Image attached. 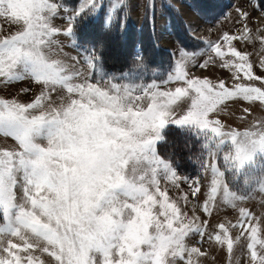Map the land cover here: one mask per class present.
Listing matches in <instances>:
<instances>
[{"label": "snow or ice", "instance_id": "obj_1", "mask_svg": "<svg viewBox=\"0 0 264 264\" xmlns=\"http://www.w3.org/2000/svg\"><path fill=\"white\" fill-rule=\"evenodd\" d=\"M250 7L264 8V0ZM128 8L127 0H0V21L10 26L0 25V82L36 88L27 100L0 95V135L11 138L0 146V264H202L206 253L197 245L205 236L226 244L230 258L245 241L247 264H264V212L244 206L257 193L264 200V115L235 127L222 118L229 104L248 102L245 114L264 105V74L233 44L259 41L264 69V12L253 28L252 13L237 8L235 33L195 37L203 47L178 46L171 71L146 79L139 47L133 70L100 67L106 37ZM97 22L102 35L83 34ZM217 58L230 76L189 72ZM169 124L199 138L197 176H180L158 152ZM182 180L195 197L191 214L188 192L169 194ZM201 198L209 216L219 204L237 209L239 219H202ZM232 227L240 229L235 236Z\"/></svg>", "mask_w": 264, "mask_h": 264}, {"label": "rangeland", "instance_id": "obj_2", "mask_svg": "<svg viewBox=\"0 0 264 264\" xmlns=\"http://www.w3.org/2000/svg\"><path fill=\"white\" fill-rule=\"evenodd\" d=\"M164 1H166L168 4H170L174 12L169 13V15L166 13L164 7ZM74 3L75 0H72ZM129 8L127 10L126 16H121L120 23L121 27L119 29H114L111 33L107 35V47H110L112 51V56L117 58L119 53V50L121 49L120 46L116 49V45H114L115 39L118 37V35H124L126 37V42H123L125 46L128 47V49L131 51L133 47V53L136 56L137 55V47H139L145 56V58L148 59L149 65L151 62V55L146 52V48L149 47L148 43L144 40L141 41V39H145L149 36V31H144L142 29L144 25L147 23V25H152L151 21L153 19V9L152 4L154 3L155 9H154V19L156 24V36L158 43L165 47L164 51L166 53L165 59H168L171 61L168 66L166 72H164V69L162 70V65H160L158 68H153L151 70V73H147L146 79H151L152 73L156 72L158 75L156 78H159V74H165L168 71H171L172 65L174 64L175 60L179 57L180 53L178 51L179 47H184L187 51L192 52L196 51L197 48L203 47L204 45L195 39V37H202V38H208L212 40H216L218 36L222 35L224 31H230L235 33L237 31V28L239 27L238 24L235 23V21L238 19L235 10L239 7H244L249 12L252 13V19L250 21V26L255 28L258 24V21L260 20L261 13L264 12V8H252L250 5H253L256 3V0H225V4L222 6H218V8L211 6L208 9L216 10L214 12H207L203 10L204 6H208V2L202 0L198 6V8L201 9L198 10L197 7L193 4V0H183V6H181V0H127ZM191 6V7H189ZM220 9V10H219ZM172 10V11H173ZM219 10V11H218ZM203 11V12H202ZM172 18V21H171ZM182 20L183 25L180 26V29L178 28V22ZM66 23V22H64ZM0 25H3V28L7 30L10 26L5 24L3 21H0ZM124 25L126 27H124ZM181 33H185V37L188 36L197 42L193 45H188V47L184 46L183 42H186V38L181 36H178ZM194 33V35H193ZM102 35V34H100ZM61 39H65L64 37H61ZM182 41V43H181ZM233 44L238 47L241 51H248L251 56L250 58L254 61V71L258 75L264 74V69L259 68L258 63V54L260 53V45L259 41L255 42H248L243 40H235L233 41ZM65 51L68 52L71 56H80V65L83 66L86 71H90V69L87 68L86 62L83 60V53L80 52L79 49H75L71 46L70 43H65L64 45ZM69 57V58H70ZM201 63H203L204 57H198ZM164 60V58H162ZM102 68V66L100 65ZM103 69V68H102ZM104 70V69H103ZM132 69L128 68L127 71H131ZM126 72V71H125ZM189 72L191 74L196 75H207L210 79L215 80L217 77L220 78H226L231 75L230 71L228 69H224L220 66L219 59L217 58L216 63H209V65L204 68L201 67V64H197L195 67H190ZM95 82V81H93ZM172 87H175V84L172 85ZM21 88L28 89L27 92H21ZM36 91V88L34 86L33 82H30L28 80L24 81H17L13 82L11 84H4L0 82V95H19L22 99L27 100L28 98L32 97L33 92ZM249 107L248 102H241L239 104H229V113H225L222 118L226 121L227 124L235 127L238 125H244L247 123H250L253 116H260L264 115V105H259L257 102L256 105L252 106V110L250 113L245 114L243 112V108ZM244 117V119H241V117ZM181 130L174 134V139L182 140L183 138H189L191 140H195L199 142V138H196L192 136L190 133H188L185 129L180 128L177 125L169 124L165 127L163 130V139L166 137V133L169 130ZM157 142V150L159 152V143L162 141ZM11 143V138H4L2 135H0V146H6ZM160 153V152H159ZM161 156H163L160 153ZM164 157V156H163ZM169 159V158H168ZM175 163V161L173 160ZM175 165L178 168V174L180 176H189V177H195L190 176L189 174L183 172L181 168L175 163ZM164 182L162 181V185ZM183 192L189 193V205L188 210L189 214H191V207H192V201L195 199L191 195V188H190V181H181L180 182V188L175 187H169V194L173 198L179 197ZM199 195V194H197ZM202 203L203 199L201 198L196 202V211L197 215H200L202 219L209 220L213 225L231 221L232 224H235L237 219H239V213L237 209H232L230 206L226 207L224 205H219L213 209L212 215L209 216L208 214L203 212L202 209ZM245 207H248L250 211H253L256 215H261L262 212H264V200L261 199L259 193H257V196L254 200H251L247 202ZM230 231L232 232L233 236H235L239 231V227H232L230 228ZM196 240H199V237L197 236L195 238ZM202 248V251L206 253L204 257L201 258L202 264H236L237 259H239V264H247L248 262V256L246 255V242L241 241L240 244L234 246V252L230 258L229 253L227 251V246L225 245H219L215 241H208L207 236L204 238V243L202 245H197Z\"/></svg>", "mask_w": 264, "mask_h": 264}, {"label": "trees", "instance_id": "obj_3", "mask_svg": "<svg viewBox=\"0 0 264 264\" xmlns=\"http://www.w3.org/2000/svg\"><path fill=\"white\" fill-rule=\"evenodd\" d=\"M202 0H193V4L197 7L198 10L201 11L200 8H198L200 2ZM208 2V6H204L203 10L207 12H214L216 10L208 9L211 6H214L218 8V6H222L225 4V0H204ZM198 4V6H197ZM164 9L166 13L169 15V13L174 12L172 8H170V4H168L166 1H164ZM173 10V11H172ZM220 10V9H219ZM218 10V11H219ZM203 12V11H202ZM170 16V15H169ZM172 21V18H171ZM183 21L180 20L178 22V28L180 29V26L183 25ZM124 27H126L124 25ZM156 28V24H155ZM144 31H149L150 34L148 37L145 39H141V41H146L149 45L148 48H146V52L151 55V63L148 65V70H151L153 68H158L160 65H162V70L164 69V72L167 70L168 64L171 62L168 59H165L166 53L164 51L163 46H161L158 43L157 36H156V31L153 32L152 25H147V23L144 25L142 28ZM104 33V28L99 22H97L93 26H89L88 28H85L83 30V34L86 36H99L100 34ZM181 31L178 36H181ZM183 38L185 37V33L182 34ZM108 40V38L106 37ZM83 42V41H82ZM123 42H126V37L123 35H118V37L114 41V45H116V49L118 46L121 47L119 50L120 55L118 54V57L115 58L112 56V51L110 47L106 48V52L104 55V59L102 61V68L104 69L105 72L111 74L114 72H125L128 70V68L133 70L134 66V53H133V47L131 51L128 49L127 46L123 44ZM194 40H192L189 36L186 38V42H183L184 46L188 47V45H193L196 44ZM108 44V42H107ZM109 45V44H108ZM164 58V60H162ZM146 64H148V59L145 58ZM151 73V71H148V74ZM181 130H169L166 133V138L162 140L159 143V152L165 157L169 158L171 160H174L175 163L183 170V172L189 174L190 176H195L199 173V165L196 163L194 154L198 153L199 151V144L200 141L197 142L195 140H191L189 138H183L182 140L179 139H174V134L179 132ZM174 133V134H173ZM186 145H190L191 147L189 148Z\"/></svg>", "mask_w": 264, "mask_h": 264}]
</instances>
